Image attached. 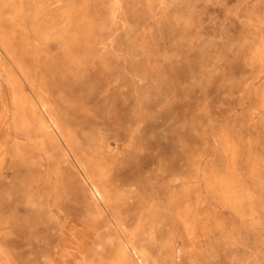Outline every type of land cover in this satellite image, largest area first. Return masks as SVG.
<instances>
[{"label": "rangeland", "instance_id": "obj_1", "mask_svg": "<svg viewBox=\"0 0 264 264\" xmlns=\"http://www.w3.org/2000/svg\"><path fill=\"white\" fill-rule=\"evenodd\" d=\"M0 264H264V0H0Z\"/></svg>", "mask_w": 264, "mask_h": 264}]
</instances>
